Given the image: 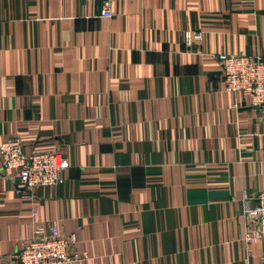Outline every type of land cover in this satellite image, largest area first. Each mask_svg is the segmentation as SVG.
I'll return each mask as SVG.
<instances>
[{
    "label": "crops",
    "instance_id": "crops-1",
    "mask_svg": "<svg viewBox=\"0 0 264 264\" xmlns=\"http://www.w3.org/2000/svg\"><path fill=\"white\" fill-rule=\"evenodd\" d=\"M110 4L0 0V143L69 163L30 196L0 169V264L33 211L76 235L72 264H264L239 216L264 188V126L213 59L264 58V0Z\"/></svg>",
    "mask_w": 264,
    "mask_h": 264
},
{
    "label": "built area",
    "instance_id": "built-area-1",
    "mask_svg": "<svg viewBox=\"0 0 264 264\" xmlns=\"http://www.w3.org/2000/svg\"><path fill=\"white\" fill-rule=\"evenodd\" d=\"M99 1L98 17L112 18L111 0ZM200 40V32H184L186 47ZM213 59L220 68L223 91L248 99L259 123L264 126V58L228 53L214 54ZM68 167L67 159L56 150L26 154L20 139L16 137L0 143V169L9 172V179L16 181L22 196L32 195L33 190L39 187L63 184ZM35 215L33 211L29 217L30 233L21 240V247L14 255L16 264H72L85 258L83 254L70 251L77 242L74 233L64 236L57 225L46 227ZM239 216L244 226L243 240L258 243L264 237V188L244 195Z\"/></svg>",
    "mask_w": 264,
    "mask_h": 264
}]
</instances>
